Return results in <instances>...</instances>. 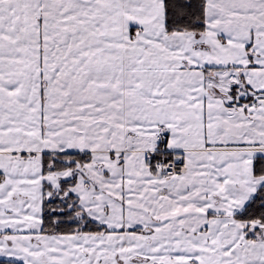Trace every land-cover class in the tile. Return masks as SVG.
<instances>
[{"label": "snow or ice", "instance_id": "obj_1", "mask_svg": "<svg viewBox=\"0 0 264 264\" xmlns=\"http://www.w3.org/2000/svg\"><path fill=\"white\" fill-rule=\"evenodd\" d=\"M0 264H264V0H0Z\"/></svg>", "mask_w": 264, "mask_h": 264}]
</instances>
